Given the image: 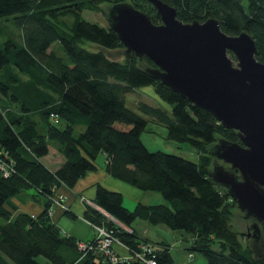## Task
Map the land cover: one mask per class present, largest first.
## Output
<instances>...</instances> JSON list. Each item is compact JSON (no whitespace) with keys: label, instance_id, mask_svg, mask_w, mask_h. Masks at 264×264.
I'll return each instance as SVG.
<instances>
[{"label":"trees","instance_id":"1","mask_svg":"<svg viewBox=\"0 0 264 264\" xmlns=\"http://www.w3.org/2000/svg\"><path fill=\"white\" fill-rule=\"evenodd\" d=\"M106 1L110 6L129 3L154 24L161 23L147 0H0V93L19 112L0 108V160H10L13 168L8 177L0 170V264H42L40 259L43 264H144L132 259L112 263L98 250H79V241L64 234L48 214L57 188L73 189L96 170L99 154L106 157L104 168L110 177L143 192L159 193L166 202L138 203L129 211L120 193L96 186L94 205L116 222L88 205L83 218L112 229L129 253L140 252L143 243L151 248L148 257L155 264L173 263L169 245L139 240L131 227L140 220L180 231L186 236L185 250L199 254L205 264H264V256L254 257L242 244L243 235L232 229L235 202L208 177L209 149L219 139L240 144L237 133L153 79L147 70L156 66L148 58L124 50L123 60L114 61L87 47L123 48L109 25L82 17L83 11L100 12ZM160 1L175 8L183 23L213 19L227 35L247 33L256 44V60L264 63V0ZM7 23L12 31L17 29L18 42L5 39ZM55 43H60L61 52ZM146 87H152L170 110L143 102L137 109L163 126L167 139L196 149L197 160L150 152L144 145L141 135L148 121L126 106V96ZM60 120L65 123L62 129L56 126ZM79 128L82 131L76 133ZM52 141L64 159L55 171L42 162ZM31 189L33 199L44 197L38 216L18 212L13 203Z\"/></svg>","mask_w":264,"mask_h":264},{"label":"water","instance_id":"2","mask_svg":"<svg viewBox=\"0 0 264 264\" xmlns=\"http://www.w3.org/2000/svg\"><path fill=\"white\" fill-rule=\"evenodd\" d=\"M147 1L160 24L129 3L110 6L107 23L126 52L153 62L156 68L147 70L153 79L237 133L240 144L219 139L209 149L208 177L254 221L258 239L264 226V63L255 58L256 44L245 32L225 34L216 20L183 23L175 8Z\"/></svg>","mask_w":264,"mask_h":264},{"label":"crops","instance_id":"3","mask_svg":"<svg viewBox=\"0 0 264 264\" xmlns=\"http://www.w3.org/2000/svg\"><path fill=\"white\" fill-rule=\"evenodd\" d=\"M2 102V104H1ZM0 108L3 111L14 110L17 111V106L11 104L9 106L8 99L0 93ZM52 149V151H51ZM102 155V154H101ZM104 159L103 162L96 163V170L93 172L87 173L83 178H81L75 187L71 190H66V192L58 191L57 194L65 197L64 205L56 207L52 216V221L60 228V230L68 235L73 237L79 242H88L94 238V231L91 228L90 224L83 219L85 213V208L87 205L95 207L93 200L95 197L96 186L99 185L104 189L120 193L123 197V206L129 210L133 211L138 203L145 205H151L152 200L155 202H161V198L151 195L148 196L146 192H143L135 187H132L122 181L110 177L105 172V163L106 157L102 155ZM44 160L47 162L45 163ZM43 164L51 171L57 170L60 165L63 164V157L57 152L55 147L51 148L49 146V154L47 157L42 159ZM56 164V165H55ZM52 167V169L50 168ZM66 189V188H65ZM13 203L17 206L18 212L27 213L29 215L38 216L43 211L42 201L38 198L29 199L28 201H22L21 199H13ZM97 207V206H96ZM100 212L105 213L97 207ZM69 212L75 216L76 219H71L67 216L65 212ZM136 222V221H135ZM134 222V223H135ZM147 222L141 221L136 224V229L133 228L135 234L140 238L139 240H146L150 244H159L166 243L169 245V249L172 255V264H205L202 260H196L193 255L190 257V254L185 250L187 242L185 241L186 236H183L175 241L173 244H169L168 240L165 239L162 235H157L156 231H159L161 234L168 235L165 228H151ZM125 230H130L129 228L122 225ZM155 227V226H154ZM132 229V230H133ZM167 229V228H166ZM169 236V235H168ZM178 241H182L181 247H177ZM114 252L119 256H129V252L119 246L113 247ZM203 258V257H202ZM205 261V260H204Z\"/></svg>","mask_w":264,"mask_h":264},{"label":"rangeland","instance_id":"4","mask_svg":"<svg viewBox=\"0 0 264 264\" xmlns=\"http://www.w3.org/2000/svg\"><path fill=\"white\" fill-rule=\"evenodd\" d=\"M109 6H110V2L106 1L100 5V10H101L100 12L83 11L82 17H83V19H85L86 21H88L90 23H94V24H97L99 26L106 27L108 25V23H107V20L104 16V11L106 12ZM11 22L12 21L10 20V23ZM6 26H7V31L3 33L5 35V39L11 38L14 41L18 42L19 37H18L17 29H13V31H12L11 27L9 26L8 23ZM13 28H15V27H13ZM53 47L55 48L56 51L61 52L60 43H55L53 45ZM87 47L93 51H102L106 56H108L109 58H111L114 61H122L124 58V54H125V51L123 48L120 50L108 51V50L102 49V48H100L96 45H93V44H88ZM139 102H143L147 105H150L151 107L161 108L163 110H168V111L170 110V107L166 103H164L161 99L158 98V96L155 94L152 87L139 88L137 90H134L133 93L128 94L126 96V106L129 109H131L132 111L138 113L141 117L145 118L148 121L147 126H146V130L141 135V139H142L144 145L147 147V149L150 152L161 151L164 153L177 155V156H180V157H183L185 159L192 160V161H195L198 159L199 152L196 149H194L193 147L189 146L188 144L176 143L174 141L167 139L166 129L161 125H158L156 123H152L149 118H147L143 113H141L137 109V105H138L137 103H139ZM1 104H2V102H1ZM8 104H9V106H11L10 102ZM56 126L58 128L62 129L65 126V123L62 120H60L59 124H56ZM80 131H82V128L76 129V133H79ZM55 144L56 143L53 141L49 143L51 148L55 147L56 146ZM51 151H52V149H51ZM211 158L212 159H211L210 169L212 167V161H213V157H211ZM103 160L104 159L102 158V155L99 154L95 161H96V163H99V162H103ZM44 162L47 163L45 160H44ZM225 166H227V165H225ZM50 168L52 169V167H50ZM61 189H62L61 192H66V190H71L68 187H66L65 185H63V187L61 186L60 188H57V190L59 192ZM146 193L148 194V196L154 195V196H157L158 198H161V200H162L161 202H155V200H152L151 204H161V203L164 204V203H166L165 200L163 199V197L159 193H156V192H146ZM33 194H35V191L31 189V190H29L23 194L16 196V199H21L22 201H28L29 199L33 200V197H31ZM59 196H61V195H59ZM38 199L43 201L44 197L40 196V197H38ZM64 199H65V197H62V202L64 201ZM62 205H64V203L63 204L61 203V206ZM88 206H90V205H88ZM57 207H59V206H57ZM94 208L97 209L96 206ZM103 214L110 220V218H111L110 216H108L106 213H103ZM71 215H73V214H71ZM139 222H141V221L137 220L135 223H133V227L135 229H136V224H138ZM248 222L249 221H247L243 218V213H241L237 209L236 204H235V209L233 210V218L231 220V226H232L233 231H235L239 235H243L244 240H241V242L244 246L247 245V246H249V248H251V250L254 253L253 254L254 257H257L259 255L264 256V236H263L264 234L262 235V233H261V236H263V244L254 243L253 242V241H255L254 238L246 236V234H248V233L251 234L253 232L252 225L249 226V228L247 227ZM118 224L120 227H122V225L120 223H118ZM90 226L94 231V236H96L97 231L95 230L94 227H92L94 225L90 224ZM149 226L151 228H165V230H167L169 236L165 235V234H161L159 231H156V233H157V235H162L163 237H165V239L168 240L169 244H173L174 243L173 240L177 241L183 236L180 231H172L170 229H166L167 227L164 225L159 224V225H149ZM172 238H173V240H172ZM257 240L258 241L260 240V236ZM181 243H183V242L178 241L177 247L178 246L181 247ZM194 256H195L196 260H202L203 259L199 254H194ZM43 262L44 261L42 259H40V263L43 264ZM203 262L205 263L204 260H203Z\"/></svg>","mask_w":264,"mask_h":264},{"label":"built area","instance_id":"5","mask_svg":"<svg viewBox=\"0 0 264 264\" xmlns=\"http://www.w3.org/2000/svg\"><path fill=\"white\" fill-rule=\"evenodd\" d=\"M51 119H53L54 122H56V117L55 116H51ZM0 170L1 173L3 174V177H8L9 174L11 173V171L13 170L12 168V162L9 160V162H4L2 160H0ZM62 203V196H55L52 198V204L50 206V208L48 209V214L50 216H53L54 210L57 206H61ZM114 222H116L114 219H112ZM118 223V222H117ZM95 228V230L97 231V235L94 236L95 241L93 244H87L84 242H78V248L81 251H88V250H98L99 252H102L106 257H108L110 259V261L112 263H116L119 260H138L144 264H155V262L149 258L148 256H150L152 254V250L151 248H149V246L145 245V244H141L139 245V249L141 250L140 252H136V253H129V256H119L117 255L114 250V244H116V246H119L125 250H128V248L123 245L122 243H120L114 236V232L112 229H108L104 224L99 225V226H92ZM93 245H95V247L93 248ZM193 255L190 254V257H192Z\"/></svg>","mask_w":264,"mask_h":264},{"label":"flooded vegetation","instance_id":"6","mask_svg":"<svg viewBox=\"0 0 264 264\" xmlns=\"http://www.w3.org/2000/svg\"><path fill=\"white\" fill-rule=\"evenodd\" d=\"M231 56V55H230ZM232 57V56H231ZM254 223V221H251V220H249V222H248V228H249V226H251L252 224ZM261 228V233H262V235L264 234L263 232H262V226L260 227ZM252 232V231H251ZM264 236V235H263ZM263 236H261L260 237V240L258 241L257 240V235H254L253 234V232L250 234V237H252V238H254L255 239V241H253L254 243H259V244H263Z\"/></svg>","mask_w":264,"mask_h":264},{"label":"bare ground","instance_id":"7","mask_svg":"<svg viewBox=\"0 0 264 264\" xmlns=\"http://www.w3.org/2000/svg\"><path fill=\"white\" fill-rule=\"evenodd\" d=\"M113 218H110V220H112ZM113 221V220H112ZM129 232L131 231V230H128ZM117 239V238H116ZM114 245H116V244H114Z\"/></svg>","mask_w":264,"mask_h":264}]
</instances>
